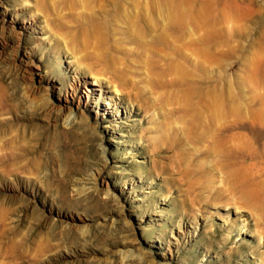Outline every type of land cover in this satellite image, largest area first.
I'll return each instance as SVG.
<instances>
[{"label": "rangeland", "instance_id": "obj_1", "mask_svg": "<svg viewBox=\"0 0 264 264\" xmlns=\"http://www.w3.org/2000/svg\"><path fill=\"white\" fill-rule=\"evenodd\" d=\"M262 199L264 0H0V264H264Z\"/></svg>", "mask_w": 264, "mask_h": 264}, {"label": "bare ground", "instance_id": "obj_2", "mask_svg": "<svg viewBox=\"0 0 264 264\" xmlns=\"http://www.w3.org/2000/svg\"><path fill=\"white\" fill-rule=\"evenodd\" d=\"M174 14L176 15V17L178 16V11H177V9L175 10V12H174ZM92 73V74H91ZM90 75H92L93 76V78L96 76V75H98L96 72H92V71H90ZM98 77V76H97ZM44 105L46 106L45 107V110H49L50 108H53L54 107V105H53V103H49L48 101H46L45 103H44ZM58 106V105H57ZM69 114H71V113H68V116H71V115H69ZM74 117V116H73ZM68 118V117H67ZM72 119H74V118H72ZM71 121V120H70ZM67 123H69V121H67ZM243 194H244V196L246 197V198H252V197H256L257 196V194L255 193V192H253L252 190L250 191V190H244L243 191ZM263 200V202H264V199H262Z\"/></svg>", "mask_w": 264, "mask_h": 264}]
</instances>
